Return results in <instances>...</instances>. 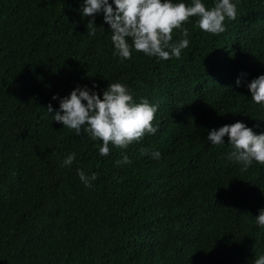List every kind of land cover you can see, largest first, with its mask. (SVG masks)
Returning a JSON list of instances; mask_svg holds the SVG:
<instances>
[{
  "label": "trees",
  "instance_id": "1",
  "mask_svg": "<svg viewBox=\"0 0 264 264\" xmlns=\"http://www.w3.org/2000/svg\"><path fill=\"white\" fill-rule=\"evenodd\" d=\"M230 2L237 18L226 17L223 33L202 31L198 17L182 24L189 44L179 58L132 49L121 61L102 14L88 34L83 0H0V264H254L264 255L254 218L264 165L242 172L227 135L207 140L237 121L264 133L247 88L264 75V0ZM172 37L184 38L180 29ZM112 83L158 105V131L102 156L87 125L76 134L53 114L77 86L95 84L102 98ZM125 155L131 163L120 164ZM79 171L97 179L85 187Z\"/></svg>",
  "mask_w": 264,
  "mask_h": 264
},
{
  "label": "clouds",
  "instance_id": "2",
  "mask_svg": "<svg viewBox=\"0 0 264 264\" xmlns=\"http://www.w3.org/2000/svg\"><path fill=\"white\" fill-rule=\"evenodd\" d=\"M81 13L90 18L86 25L89 35L96 33V15H103V21L111 31L115 49L113 55L119 56L121 61L131 58L132 49L162 60L179 58L181 50L189 44L188 30L181 26L190 17H198L196 26L212 34L226 30V17L229 20L237 18L236 5L230 0H217L211 9H206L201 0H192L191 5L173 3L172 0H112L111 4L109 0H83ZM174 29H180L184 37L178 42H172ZM127 38H131V44ZM240 84L238 78L236 85L239 87ZM95 87V84L91 89L77 86L67 97L61 98L53 120L75 130L76 134H80L83 125H87L85 131L92 139L102 141L99 148L102 156L109 155L110 143L124 149L133 141L139 142L146 133L154 135L158 131V126L152 124L158 105L150 104L147 100L134 103L131 91L120 83L109 84L102 98L93 90ZM247 88L252 101L264 109V75L252 79ZM52 99L57 97L54 95ZM47 112L53 113L50 104ZM226 135L233 149L228 158L242 165V172H246L253 161L264 165V133L255 134L251 128L237 121L209 131L207 140L213 145H221ZM151 155L159 159L161 154L154 151ZM74 159L75 153H69L63 159L62 166L72 165ZM119 163L131 161L125 155ZM78 175L85 187H90L91 182L97 179L95 174L89 177L83 171H79ZM254 218L257 226L264 227V208ZM254 264H264V255L256 258Z\"/></svg>",
  "mask_w": 264,
  "mask_h": 264
}]
</instances>
